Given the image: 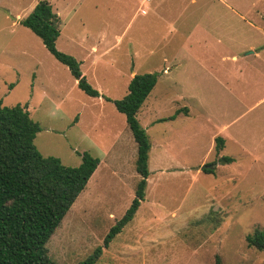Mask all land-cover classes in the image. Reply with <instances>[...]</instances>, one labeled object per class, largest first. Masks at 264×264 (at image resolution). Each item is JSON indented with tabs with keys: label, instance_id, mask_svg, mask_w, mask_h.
<instances>
[{
	"label": "rangeland",
	"instance_id": "1",
	"mask_svg": "<svg viewBox=\"0 0 264 264\" xmlns=\"http://www.w3.org/2000/svg\"><path fill=\"white\" fill-rule=\"evenodd\" d=\"M28 1L0 0V99L27 106L42 155L100 160L46 243L52 264H76L130 205L137 146L124 114L84 93L13 19ZM83 1L56 47L82 60L93 87L119 99L134 73H158L137 113L151 144L145 196L95 264H264L245 239L264 229V74L245 66V52L264 46V0ZM84 33L111 43L80 46ZM219 155L233 160L203 172Z\"/></svg>",
	"mask_w": 264,
	"mask_h": 264
},
{
	"label": "trees",
	"instance_id": "2",
	"mask_svg": "<svg viewBox=\"0 0 264 264\" xmlns=\"http://www.w3.org/2000/svg\"><path fill=\"white\" fill-rule=\"evenodd\" d=\"M19 22L37 35L49 53L67 66L84 93L111 101L124 114L136 142L135 169L139 179L131 203L109 228L103 244L76 263L95 264L111 239L133 218L145 196L151 144L137 113L155 86L158 73H134L126 93L119 99H112L88 82L79 60L57 49L60 17L46 0H38ZM39 130L40 126L30 117L27 106H5L0 99V264H52L46 243L100 161L98 157L83 152L80 164L69 166L56 156L42 155L34 144ZM223 147L224 138L215 136V153L218 155ZM232 160V157L219 155L215 161L205 164L214 166L216 162ZM202 171L213 173L214 168L203 167ZM245 239L249 246L264 250V229H254Z\"/></svg>",
	"mask_w": 264,
	"mask_h": 264
},
{
	"label": "crops",
	"instance_id": "3",
	"mask_svg": "<svg viewBox=\"0 0 264 264\" xmlns=\"http://www.w3.org/2000/svg\"><path fill=\"white\" fill-rule=\"evenodd\" d=\"M38 0H29L27 2L26 10L23 11V9L16 12L15 17L13 18L15 21H20L23 17H25L34 7L35 3ZM52 7V10L60 17V32H61V25L62 27H65L67 25V20L70 19V17H74L75 13L77 11L76 6L78 5L79 0H46ZM84 5L87 7H90L91 9H96L98 5L100 6L101 0H84ZM58 5V7H57ZM143 13V11H142ZM69 34L71 35L72 32L70 31ZM60 35V34H59ZM73 37H77V35H71ZM59 37V36H58ZM57 37V38H58ZM106 35L99 34L96 36V38L93 39V36H89L84 33L82 37H78L80 39L78 44L80 46L87 45V44H93V43H100V42H106ZM118 40H114L112 42H120V37H117ZM253 55L255 57L253 60H247V58ZM82 60H80L81 62ZM253 63H250L252 62ZM245 66H248L252 71L258 72L261 71L264 74V46L260 49H251L247 52H245ZM246 70H248L246 68ZM247 73V72H246ZM250 152V151H248ZM90 179V178H89Z\"/></svg>",
	"mask_w": 264,
	"mask_h": 264
},
{
	"label": "water",
	"instance_id": "4",
	"mask_svg": "<svg viewBox=\"0 0 264 264\" xmlns=\"http://www.w3.org/2000/svg\"><path fill=\"white\" fill-rule=\"evenodd\" d=\"M203 167H209V168H211V167H213V166L210 165V164H204V165L201 166V169H202Z\"/></svg>",
	"mask_w": 264,
	"mask_h": 264
}]
</instances>
